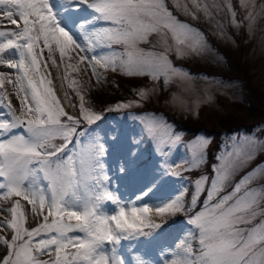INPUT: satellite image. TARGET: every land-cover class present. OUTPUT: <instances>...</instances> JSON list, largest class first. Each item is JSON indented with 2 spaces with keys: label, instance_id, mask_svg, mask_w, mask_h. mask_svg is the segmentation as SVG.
<instances>
[{
  "label": "snow or ice",
  "instance_id": "6c2138e0",
  "mask_svg": "<svg viewBox=\"0 0 264 264\" xmlns=\"http://www.w3.org/2000/svg\"><path fill=\"white\" fill-rule=\"evenodd\" d=\"M173 5L180 6L178 0H173ZM191 5L209 14L200 0H191ZM85 10L88 15L80 16ZM184 10L190 12L187 3ZM190 14L195 17V13ZM166 32L172 33L178 52H182L181 45L195 50L201 43L202 33L180 21L170 10L168 0H0V65L15 70L14 75L0 73V109L4 111L0 115V192L5 199L13 194L22 197L30 205L32 216L40 218L36 227L21 228L19 221L27 218L18 211L22 208L20 200L7 209L12 218L0 221V230L10 228L13 234L10 238L0 236V243L6 245L0 264H125L123 258L107 254L105 243L118 244L122 233L141 234L140 227L152 209L145 205L126 210L106 189L94 201L85 198L82 210H74L79 207V197L66 199L69 193L75 195L78 181L88 178L102 185L107 179L98 175L104 171L101 157L105 149L103 144L90 143L69 151L84 129L78 127L81 118L70 115L57 96L48 61L59 68L66 55L71 58L78 50L84 53H77L78 61H87L95 76H99L96 68L100 65L127 74L147 72L157 78L162 71L166 74L167 70H179L172 69L166 53L146 52L140 44L147 43L153 33ZM41 40L43 47H39ZM114 45L121 46V50ZM45 48L47 60L43 59ZM57 50L60 64L54 55ZM5 84L11 85L10 91L4 89ZM13 95L19 115L11 104ZM80 100L81 117L89 126L103 119L89 113L83 96ZM154 128L146 131L153 132ZM163 135L172 139L166 129ZM57 137L63 142L54 143ZM254 144L242 139L226 154L228 159L221 168L214 166L216 175L204 207L187 221L193 226L189 236L198 241V247L194 250L190 242L182 245L171 264H264V219L253 224L255 207L264 200V189L246 187L252 177L249 173L232 191L219 195L236 160L241 156L251 158ZM201 146L197 144L196 149ZM206 180L202 177L197 181L198 191ZM145 187L147 190H142L138 199L156 191L157 183L149 181ZM104 199L120 205L115 214L103 212L100 202ZM181 210L180 197L155 206L157 214ZM148 224L160 227L150 219ZM76 232L83 236L69 235ZM46 254L49 259H39Z\"/></svg>",
  "mask_w": 264,
  "mask_h": 264
},
{
  "label": "rangeland",
  "instance_id": "374dc122",
  "mask_svg": "<svg viewBox=\"0 0 264 264\" xmlns=\"http://www.w3.org/2000/svg\"><path fill=\"white\" fill-rule=\"evenodd\" d=\"M63 2L64 0H61V3ZM168 3L170 10L180 21L202 33L201 43L195 50L181 45L182 52H178L172 33L166 32L153 33L148 42L141 43L140 47L146 52L166 53L172 69L179 71L167 70L166 74L162 71L157 78H153L147 72L142 75L127 74L119 68L112 70L110 67L97 65L99 76H95L87 61H78L77 53L84 55L78 50L71 54V58L66 55L59 68L52 67L51 61H48L57 96L70 115L81 118L78 127L84 129L83 133L77 135L69 151H78L90 143L103 144L105 149V154L101 157L104 171L98 175L101 179H107L103 180L102 185L94 179L78 181L75 195L69 193L66 199L76 200L79 197V207L74 210H82L85 198L94 201L95 197L106 189L119 198L126 210L130 207L142 208L145 205L152 209L148 213V219L140 227L141 234L128 236L127 233H122L118 244L105 243L107 254L123 258L125 264H171L182 245L190 242L194 250L198 247V241L189 236L193 226L187 221L204 207L211 180L216 175L214 166L221 168L228 159L226 154L232 152L233 145L242 139L255 142V150L250 154L251 158L241 156L236 160L219 195L232 191L235 184L249 173L252 177L246 187L264 189V0H200L202 5H207L209 14L192 7L191 0H178L179 7L173 5V0H168ZM185 3L189 5L190 12L195 13V17L184 10ZM79 15L87 16L88 12L85 10ZM236 34L243 38L242 56L237 55L236 58L247 65L246 76L240 81L243 84L245 79L251 83L256 91L254 93L249 90L243 93L244 91L237 87L239 82L235 84L222 80L224 66L230 69L234 64L231 60L225 61L221 54L223 48H238ZM39 47H43L42 40ZM52 47L55 49L54 43ZM113 47L117 51L121 50L119 45ZM54 55L60 64L58 50ZM47 58L48 50L45 48L43 59ZM0 73L14 75L15 70L0 65ZM3 87L11 90L10 84ZM70 90L74 92L76 104L72 102ZM81 96L89 113L101 115L102 120L89 126L87 121L82 119ZM10 99L19 115L17 98L13 95ZM239 101L251 108L259 107L262 110V113L259 112L254 118L246 115L247 119L243 123L250 125V130L244 127L232 128L229 132L222 130L217 133V143L214 141L216 146L214 144L212 149L209 134L200 132L189 139L182 138L183 131L178 130V127L185 121L198 120L209 127L208 117L212 118L215 113L230 119L245 114L240 105L234 103ZM3 114V109H0V115ZM164 114L168 115V120ZM235 123L236 121L233 122ZM153 125L156 126L153 132H147L146 129ZM164 129L172 139L163 135ZM205 141L207 143H204ZM53 142L60 144L63 141L57 137ZM197 144L202 146L196 149ZM196 168H210V175L202 172L190 179L184 173ZM202 177L207 180L201 183L198 191L197 181ZM153 180L157 183L156 191L138 199L142 190H147L146 184ZM0 182H3V178H0ZM201 195L202 203L199 209H195V200H199ZM14 197L17 199L14 200ZM176 197L181 198V211L165 214L155 212V206H162ZM16 200H20L22 205L18 211H22L27 218L19 221L21 228L36 227L40 218L32 216L30 205L15 194L5 199L3 192H0V209H3L0 211V221L12 218L7 209L11 208ZM100 203L103 212L108 216L115 214L120 206L106 199ZM255 211L253 224L264 219V200L259 202ZM173 215H178V218L174 217L173 221L167 222ZM149 219L160 227L149 226ZM112 225L114 227V222ZM12 234L13 230L10 228L0 230V236L10 238ZM73 234L83 236V233L79 232L69 235ZM124 236L128 238H123ZM5 252L6 245L0 243V257H3ZM51 257H55L54 250ZM49 258L47 254L39 257L41 260Z\"/></svg>",
  "mask_w": 264,
  "mask_h": 264
},
{
  "label": "trees",
  "instance_id": "16d2710c",
  "mask_svg": "<svg viewBox=\"0 0 264 264\" xmlns=\"http://www.w3.org/2000/svg\"><path fill=\"white\" fill-rule=\"evenodd\" d=\"M207 38H209V36ZM242 40H243L242 36L241 35L239 36L238 34H236L235 35V41H238V48H237V46L233 47V48L227 47V49L223 48L221 55L224 57V60L225 61L231 60L234 65L231 66L232 68H230V69H228L227 67L224 66V69H223L224 75H223L222 80L225 79L226 81L233 82V83L239 82L240 85L237 87L240 88L242 91L247 92L249 90V91L254 93L256 91H255V89H253L251 83H249L248 81H245V79H244L243 84L240 81V80H242V78H244L246 76L245 69L247 67V65H245V63L243 64L241 61H239L236 58L237 55L242 56V54H241V51H242L241 48H242V44H243ZM228 56L230 59L228 58ZM70 91L72 93V95H71L72 102H73V104H76L77 99L74 96V92L72 90H70ZM234 103H238L240 105V108L242 110H244L246 113L245 114H243V113L239 114L240 116L238 115L236 118H231V119L226 118L225 116L223 117V115H219L220 113L219 114L215 113L214 116H212V118H209L210 116L208 117V121L210 120L208 123L209 127L206 126L205 124L203 125L198 120L185 121V123H182V126L180 125V127H178V130H180L181 132L183 131L182 132V138L184 140H186V139H189L190 137H192L194 134L200 133V132H203L206 135L209 134V136H211L210 147L212 149V146L214 144L216 146L217 142L215 141V139L217 137L218 132H220L222 130L229 132V130H231L232 128L237 129L240 127H244L246 130H250L251 126L246 124V123L245 124L243 123V121H245L247 119L246 115L254 118L256 116V114H258L259 112L262 113V110L259 107L257 109L251 108V107L247 106V104H245V103L243 104L242 101L234 102ZM157 110H159V109H157ZM164 115L166 116V119L168 120L169 119L168 115L167 114H164ZM234 119H236V120H234ZM237 120H239L240 122L238 123ZM235 121H236V123L233 124V122H235ZM209 156L211 157V154H209ZM202 172L208 176V175H210L211 170H210V168L204 169V170H202L201 168H196V169H190L188 171H185L184 173L186 175H188L190 177V179H192V178H194V176H198V175L202 174ZM195 201H196L195 202L196 205L194 206V208L199 209L200 204L202 203V195H201L199 200L197 199ZM191 210H192V208L190 209V211ZM174 217L178 218V215L170 216L169 221H167V222L173 221V219H175Z\"/></svg>",
  "mask_w": 264,
  "mask_h": 264
}]
</instances>
